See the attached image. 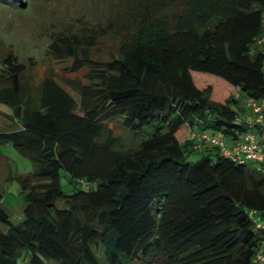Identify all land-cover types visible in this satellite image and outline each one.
Segmentation results:
<instances>
[{
    "label": "trees",
    "instance_id": "obj_1",
    "mask_svg": "<svg viewBox=\"0 0 264 264\" xmlns=\"http://www.w3.org/2000/svg\"><path fill=\"white\" fill-rule=\"evenodd\" d=\"M5 1L2 11L25 7ZM103 5L104 24L65 27L45 50L70 60L68 72L86 71L87 82L66 78L79 101L52 71L32 97L26 65L13 52L0 61V103L11 110L3 115L22 124L0 143L41 164L17 177L23 220L14 224L0 205V264H102L100 248L106 264H255L264 256V175L201 136L232 143L249 130L264 141V124L247 126L239 96L264 99V0ZM116 120L140 136L135 147L118 148Z\"/></svg>",
    "mask_w": 264,
    "mask_h": 264
},
{
    "label": "rangeland",
    "instance_id": "obj_2",
    "mask_svg": "<svg viewBox=\"0 0 264 264\" xmlns=\"http://www.w3.org/2000/svg\"><path fill=\"white\" fill-rule=\"evenodd\" d=\"M15 1L18 4L23 2L24 9H14V6L13 8L10 7L9 11H2L1 6L9 2L0 0V61L7 53L13 52L14 55H17L18 60L26 65V73L22 80L27 84L28 93L32 97L37 95L38 86L42 83L45 74L52 71L57 81L79 101L77 93L67 86L66 78H76L87 82L85 79L86 71L68 72L66 67L71 64L70 60L57 62L52 57L46 56L45 50L52 34L65 27L85 22L104 24L108 13L103 4H112L114 0ZM259 49L264 50V44ZM200 77L197 74V82ZM215 84L220 85V92L225 90V83L215 80ZM239 96L243 103V94L241 93ZM10 113V108L0 103V133L18 129L22 125L20 122H10L3 115ZM249 116L253 117L254 115L249 109H244L242 117L250 118ZM109 126L112 128L113 134L120 138L119 149L127 150L137 145L140 136L133 137L123 130L121 120L111 122ZM217 136L226 143L228 148L234 145V142L231 143L228 138L219 134ZM216 152V149L212 148L211 152L194 153L190 155L189 160L195 162L203 155L211 154L213 156ZM40 167L41 164L31 160L22 149L15 147L10 142L0 143V205L8 213L10 221L14 224L23 220L24 208L27 205L25 194L17 177L27 175ZM61 184L65 193L73 192V185L68 182L64 173ZM6 230L7 226L0 223V231L5 232ZM96 255L102 264H106L102 248L96 250ZM25 259L27 264L29 259Z\"/></svg>",
    "mask_w": 264,
    "mask_h": 264
},
{
    "label": "built area",
    "instance_id": "obj_3",
    "mask_svg": "<svg viewBox=\"0 0 264 264\" xmlns=\"http://www.w3.org/2000/svg\"><path fill=\"white\" fill-rule=\"evenodd\" d=\"M259 44H264V36L259 40ZM244 109H249L250 118H243L247 126L263 125L264 124V99L254 101L252 99H244L242 103ZM206 143L219 147L223 154L231 159L233 162L252 167L256 172L264 175V141L259 140L257 136L247 130L240 136L239 140L234 141V145L228 148L226 143L219 137L210 134H203L201 136ZM249 216L256 222L258 227H261V222L256 216L255 212H250ZM264 256L258 254L255 264H263Z\"/></svg>",
    "mask_w": 264,
    "mask_h": 264
}]
</instances>
